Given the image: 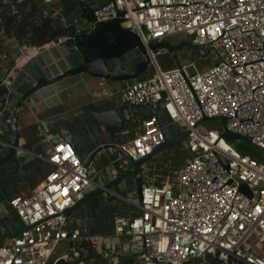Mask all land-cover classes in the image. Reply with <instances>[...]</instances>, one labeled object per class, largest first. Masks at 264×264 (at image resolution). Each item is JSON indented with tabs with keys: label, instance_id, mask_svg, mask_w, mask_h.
Segmentation results:
<instances>
[{
	"label": "built area",
	"instance_id": "built-area-1",
	"mask_svg": "<svg viewBox=\"0 0 264 264\" xmlns=\"http://www.w3.org/2000/svg\"><path fill=\"white\" fill-rule=\"evenodd\" d=\"M57 1L0 0V47L13 50L10 75L24 65L19 60L26 49L2 15L13 16L18 26L36 6L46 5L37 20L46 19L62 32L32 49L37 55L71 38L72 24ZM92 7L95 21L76 24L75 37L93 34L99 22L121 19L141 39L153 70L127 81L120 98L134 104L163 100L160 110L167 119L164 123L159 113L149 115L119 144L131 159L111 149L120 169L109 167L108 180L131 160L151 154L173 125L188 131L185 162L172 174L147 178L144 164L141 206L136 192L108 191L134 210L127 207V213L115 215L113 233L92 232L66 211L105 183L91 176L72 141H53L45 154H36L51 164L43 181L8 200L26 228L0 243V264H118L125 255L140 264H209L214 258L219 264H264V162L235 149L223 130L203 121L223 116L230 131L264 148V0H95ZM177 34L187 37L202 59L210 56L207 69L189 61L160 67L156 58L169 50L149 45ZM202 45H207L204 53L198 50ZM0 56L9 54L0 50ZM2 83L9 88L10 77ZM17 154L23 157L24 152ZM129 180L124 190L130 183L128 190L135 188L134 178ZM80 247H86L85 254Z\"/></svg>",
	"mask_w": 264,
	"mask_h": 264
},
{
	"label": "water",
	"instance_id": "water-1",
	"mask_svg": "<svg viewBox=\"0 0 264 264\" xmlns=\"http://www.w3.org/2000/svg\"><path fill=\"white\" fill-rule=\"evenodd\" d=\"M80 1V0H58L55 2L59 9L63 11L66 16L67 21L72 24L70 36L71 38L64 45L66 49L73 48L81 56V61L74 66H71L62 72L51 76H40L33 85L30 86L24 92H18L13 89L10 96L6 102L4 109L0 112V167L9 163H13L16 167H24L28 162H30L36 152V145H32L30 148H26L25 144L21 143L22 131L20 130L19 117L22 109L27 102L30 101L33 106L35 99H41V90L49 85L55 84L67 77H72L80 74H88L94 78H100L104 80H110L114 82H127L136 78H144L146 71L150 66V57L147 53L146 47L143 45L139 36L131 31L130 29L124 28L121 25V19H114L106 22L97 23L96 30L91 35H81L75 37L76 35V24L82 25L83 19L87 21H95L94 10L92 3ZM151 49L166 47L171 56L173 57L177 66L180 65V60L177 56V47L168 43L166 41H159L156 43H151L149 45ZM207 45H202L198 48L200 53L205 52ZM138 51L141 57L136 63L133 64L131 68H128L123 62L116 65L110 64L111 61L119 59L130 52ZM165 94H162V98ZM163 100L160 101L158 107L151 101L149 103L134 104L127 102L125 100L117 99L113 104L108 106L107 109L102 111H88L74 114L67 117H57L52 121H40V126L44 129L45 135H49L52 141H58L60 139L70 141L71 131L66 127L58 126L61 121H67L72 117H79L83 115H88L93 118V120L101 125L103 129L109 134H121L125 131L127 123L137 119V114L140 109L145 106H151L153 114L157 115L158 110L161 109ZM39 113V111H36ZM38 119L37 114H34ZM219 119L223 124L222 136L226 140L242 139L248 144L253 146L259 153L264 156V148L258 147L254 144L248 137L234 133L226 127V118L223 116L214 118H204L203 121H210ZM58 126V131L53 133L49 129V126ZM33 128L37 132L38 126L34 125ZM188 131L184 130L177 136L168 137L166 140L156 147V149L149 155L140 158L138 160H131L126 167L117 177L112 179H105L104 188H99L90 194L79 200L76 205L68 209L66 213L68 215L72 214L81 205L88 202L89 200L98 197L101 194H108V191H116L117 188L124 190L126 181L129 176L132 175L134 178V186L137 195V200L139 205L142 204L141 191L144 183L142 166L156 156L159 152L163 151L165 148L175 144L178 141L186 140ZM49 142V140H42L41 145ZM111 149H115L126 158L131 159L129 153L124 150L119 144H101L97 146L91 153L84 158L85 165L89 166L94 162V160H103L104 154ZM21 150L24 152V159L21 160L17 151ZM95 181L97 178H95ZM244 186V184H243ZM0 190L4 194L7 200L8 197L5 188L0 181ZM21 228L25 229V225L21 223Z\"/></svg>",
	"mask_w": 264,
	"mask_h": 264
},
{
	"label": "crops",
	"instance_id": "crops-1",
	"mask_svg": "<svg viewBox=\"0 0 264 264\" xmlns=\"http://www.w3.org/2000/svg\"><path fill=\"white\" fill-rule=\"evenodd\" d=\"M70 49H66L63 45L41 50L37 55L34 54L33 50L24 53L21 60H19L24 65L16 68L11 74L9 84L10 92L13 89L18 92H24L40 76H54L79 63L81 61L80 54L77 52H68L67 50ZM134 58L135 56H128L123 61V64L131 68L138 61ZM131 61L134 62L132 63ZM149 74L145 75L149 76ZM127 84V82H114L94 78L88 74H80L67 77L43 88L40 91L41 99H35V106L28 101L20 113L19 127L23 135L20 142L22 144L24 143L26 148L39 144L36 146L37 154H45L46 150L52 146L53 141L49 135H45L44 129L40 126V121H52L57 117L72 116L81 112L105 110L117 99H120L121 90ZM153 103L158 107L160 100L156 99ZM36 111H39V113ZM140 112L137 114V119L127 123L125 131L121 134L107 133L101 125L96 123L88 115H81L79 117H72L67 121H61L58 126L66 127L71 131L70 140L78 153L83 158H86L92 150L101 144H120L129 140L141 128L144 119L153 114L151 106L142 107ZM35 113L38 119L35 117ZM158 113L162 121L167 123V119L163 115L162 110H158ZM34 125L38 126L37 132L33 128ZM58 126L51 125L49 129L55 133L58 131ZM171 127H168L169 129L167 130L168 137L177 136L181 132L178 125H173L174 130H171ZM44 139L50 142L41 145V141ZM110 151L108 152L110 153ZM20 158L21 160L24 159V157ZM97 163L101 164L103 169L99 172L98 177L95 178L100 182L105 181L109 177L110 169L104 160L99 159ZM50 169L51 164L48 161L34 155L32 160L22 168L16 167L13 163L1 166L0 181L8 197L11 198L26 193L30 188L42 182ZM108 196L113 197L109 193ZM87 203L89 204V202ZM99 203L101 207L108 205L111 212H96L95 214L93 212L79 218L83 220V225L91 231H97L101 228L103 233H113L115 215L127 213V208L113 199L108 201L104 199ZM105 214L112 216V226L109 223H106L104 227L102 226L100 219ZM21 229L19 219L9 208L8 200L0 190V243L9 242Z\"/></svg>",
	"mask_w": 264,
	"mask_h": 264
},
{
	"label": "rangeland",
	"instance_id": "rangeland-1",
	"mask_svg": "<svg viewBox=\"0 0 264 264\" xmlns=\"http://www.w3.org/2000/svg\"><path fill=\"white\" fill-rule=\"evenodd\" d=\"M165 41L177 47V56L180 61L194 62L200 70L207 69L210 66L211 64L210 59H209L210 56L207 59H202L197 49L191 45L187 37L177 34V35L166 37ZM5 49L6 50H4V52H9L12 50L10 48L7 50V47H5ZM67 51L70 53L76 52L73 48ZM128 56H135L136 60H139L141 58L139 57L140 56L139 52L136 50V51L130 52L128 55H124L123 57L119 59L111 61L110 64L116 65L118 63H121L126 58H128ZM156 59L162 69L172 68L176 65L173 57L167 51L159 55ZM152 70H153V66L150 65L148 70L146 71V74L148 73L151 74ZM206 124L207 126L216 128L220 131L223 130V124L221 120L219 119L210 120L209 122H206ZM179 127L181 130L183 129L181 125ZM170 129L174 130V127L172 126ZM228 142L241 153L249 155L251 157H254L257 160L264 162V156L261 153H259L253 146L248 144L246 141L242 139H234L230 141L228 140ZM183 144H184V140L178 141L175 144L165 148L163 151L159 152L152 159L147 161L145 163V166L147 169L145 178H147V175L152 176L158 173L167 174L169 170H170V173L172 174L173 171L179 169L180 166L185 162V159L187 156L186 150ZM112 155L113 154L109 152L105 153L103 160L105 161L108 167L114 168L115 170L119 171L120 169L119 162L114 160ZM114 155L115 157H118V153H115ZM102 169L103 168L101 164L97 163V160H94V162L89 166V172L92 177H98V174L100 171H102ZM129 179L132 180V175L129 176ZM131 180H129V182H131ZM131 187H132V183H130L128 188L125 190H120L119 188H117V192L122 193L123 195H126V196H133L136 191H135V188L129 191L128 189H130ZM104 199H106L107 201L112 200V199L117 200L119 203L124 205V207L126 208L128 207L130 210H134V207H131V206L129 207V204H127L123 199L121 198L117 199L116 197H109L108 194L105 193V194L99 195L96 198L89 200L88 201L89 204L86 202L83 205H81L76 211H74L72 215V219L79 218L82 216L84 217L93 212L94 214L96 212H111L109 210L108 205H103V207L100 206L99 202ZM100 220H101V224L103 227L106 225V223L107 224L109 223L111 226L113 224V218L109 214L102 215V218ZM97 231H102V229L100 228ZM80 249L84 254L86 253V247H80ZM90 257L94 258V260L97 259V257L93 253L90 255ZM129 257H131V255L121 256L119 262L122 264Z\"/></svg>",
	"mask_w": 264,
	"mask_h": 264
},
{
	"label": "trees",
	"instance_id": "trees-1",
	"mask_svg": "<svg viewBox=\"0 0 264 264\" xmlns=\"http://www.w3.org/2000/svg\"><path fill=\"white\" fill-rule=\"evenodd\" d=\"M46 8V5L36 6L29 15H27L22 22L15 26L13 25L14 17L8 14H3L2 18L6 23H9L16 29V39L19 42V45L25 47L26 52L31 51L34 48L41 47L51 43L62 31L59 27H52L48 20L43 19L37 20L43 10ZM32 18L33 23H29L28 19ZM8 28V32L10 29ZM0 29H2V23H0ZM0 50H6L3 46L0 47ZM13 50L9 51V57L3 58L0 56V112L4 109L7 99L10 96L9 88L2 83L5 77H11L10 70L14 65ZM58 264H68L65 261H60ZM121 264V263H118ZM122 264H140V262L134 257L131 256L127 258ZM209 264H219L218 260L215 258L210 261Z\"/></svg>",
	"mask_w": 264,
	"mask_h": 264
}]
</instances>
